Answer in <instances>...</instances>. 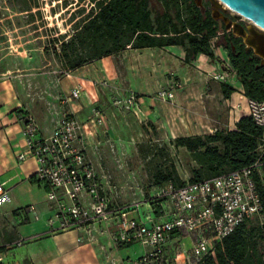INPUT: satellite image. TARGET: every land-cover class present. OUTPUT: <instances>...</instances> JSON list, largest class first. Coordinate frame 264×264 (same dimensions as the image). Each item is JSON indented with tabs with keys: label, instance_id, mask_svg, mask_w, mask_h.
<instances>
[{
	"label": "rangeland",
	"instance_id": "374dc122",
	"mask_svg": "<svg viewBox=\"0 0 264 264\" xmlns=\"http://www.w3.org/2000/svg\"><path fill=\"white\" fill-rule=\"evenodd\" d=\"M92 4L93 0H0V81L9 84L23 103L14 112L23 108L29 110L45 129H52L55 121L70 110V103H62V98L73 84L72 79L64 75V68L49 41L60 35L67 39L74 32V22L87 14ZM223 6L227 17L238 15ZM240 22L264 33L263 28L247 17ZM59 44H56L57 49ZM182 52L178 46H127L102 58L105 65L97 63L98 60L93 61L90 63L93 64L91 72L82 75L85 78H102L107 82L98 85L96 108L105 113L114 139L113 151L106 148L104 165L121 186L120 203L142 198L156 188L151 174L156 166L164 167L172 163L183 181L189 179V168L195 162L190 159L187 163V151L172 145L175 137L235 129L238 119L246 115L244 99L238 89L230 98H224L221 81L211 77L214 71L202 70L191 64L187 66L181 57ZM216 52L226 56L219 50ZM176 83L180 87L176 88L173 101L162 102L156 98L158 89ZM232 86L238 87L239 83ZM128 89L143 97L145 112L156 110L153 119L149 117L146 123L140 122L131 113L111 106V96L117 92L124 94ZM79 102L83 107L79 118L85 119L90 114V105L87 100ZM237 103H241L240 106L233 107ZM140 146L153 148L154 153L168 152L169 155L159 160H154L152 155L143 158ZM36 197L42 199L43 193L39 190ZM3 204L4 201L0 200V239L16 234L15 225L9 222ZM144 209L142 207L141 212ZM49 211H53L50 203H43L39 218L46 220ZM256 220L264 222V213ZM106 242V238L99 239L101 245H107ZM47 251L51 252L50 249ZM121 252L122 258L130 263L142 255L143 250L136 242L122 248ZM259 252L264 260V240L260 242ZM27 262L25 260L24 264ZM36 264H107V259L100 251L65 237L59 253L51 254Z\"/></svg>",
	"mask_w": 264,
	"mask_h": 264
},
{
	"label": "built area",
	"instance_id": "2783aa9c",
	"mask_svg": "<svg viewBox=\"0 0 264 264\" xmlns=\"http://www.w3.org/2000/svg\"><path fill=\"white\" fill-rule=\"evenodd\" d=\"M244 18L240 16V20ZM215 40H211L212 47ZM63 73L68 78L73 76L71 70ZM211 77L230 85L237 83L235 74L226 70L214 71ZM105 83L102 78L78 79L62 98V103L86 99L90 114L85 119L70 109L45 134L32 113L22 118L24 148L16 158L18 161L34 159V175L44 187L53 211L43 233L1 243L0 264L10 248L43 234L65 231L77 232L79 243H99L102 237L113 247L137 242L143 253L131 264H201L206 256L214 255L215 244L232 233L239 223L264 213L259 189V184L264 189V133L259 159L251 165L198 181H186L180 186L168 181L142 198L120 203L121 186L104 165L106 148L113 151L114 139L105 113L96 108L98 85ZM178 87L179 83L161 87L156 98L162 102L173 101ZM241 95L244 96L242 92ZM243 99L246 115L264 130V100L245 96ZM110 104L118 111L131 113L140 122L146 123L149 119L141 98L132 89L112 95ZM7 197L8 190L0 181V200ZM142 207L145 209L141 212ZM25 210L35 213L32 205ZM260 224L264 222L261 220ZM100 247L104 249V245ZM109 264L126 262L109 258Z\"/></svg>",
	"mask_w": 264,
	"mask_h": 264
},
{
	"label": "trees",
	"instance_id": "16d2710c",
	"mask_svg": "<svg viewBox=\"0 0 264 264\" xmlns=\"http://www.w3.org/2000/svg\"><path fill=\"white\" fill-rule=\"evenodd\" d=\"M215 38L212 47L211 40ZM58 42L59 49L56 48ZM49 43L63 70L71 71L127 46H178L183 51L184 63L191 64L198 54H204L217 61L223 70L235 74L246 98L264 100V61L246 46L242 37L228 31L221 19L213 17L210 0L200 4L196 0H93L88 13L74 22V32L67 39L60 35ZM216 46L227 51L228 65L216 55ZM220 89L223 97L228 99L237 87L221 82ZM28 112L17 110L22 118ZM263 133V128L250 115H242L235 129L177 136L171 143L175 148L182 147L187 151V163L190 159L195 162L189 168L187 181H198L256 162ZM139 151L143 158L152 155L154 160L169 155L168 152L154 153L153 148L143 146ZM151 174L157 185L168 181L175 186L185 183L172 163L156 166ZM30 181L41 185L34 174ZM259 189L264 201V189L260 184ZM262 240L264 224L256 218L246 219L216 243L214 255L206 256L201 264H264L259 252Z\"/></svg>",
	"mask_w": 264,
	"mask_h": 264
},
{
	"label": "crops",
	"instance_id": "0c3cea01",
	"mask_svg": "<svg viewBox=\"0 0 264 264\" xmlns=\"http://www.w3.org/2000/svg\"><path fill=\"white\" fill-rule=\"evenodd\" d=\"M218 50L226 56L224 57L222 54H218L216 52ZM216 51V55L227 64V51L220 47H218ZM181 57L183 59V56ZM98 62L105 65L104 59L98 60L97 63ZM91 65L87 64L73 71L72 81L74 82L78 79L98 80V78L95 77L85 78L82 76L87 72H91ZM186 65L188 66L190 64ZM191 65L206 71L223 70L217 61L210 60L204 54H198ZM237 89L240 96L243 98L244 96L241 95L242 87L240 84ZM79 101L70 103V109L76 110L77 115L83 110L81 102L86 105L84 101ZM141 101L144 103L143 97ZM22 104L21 100L16 97L15 92L11 89V86L9 84L7 85L5 81H0V181L3 182L4 187L8 190V197L1 200L4 201L3 209L8 220L15 225L14 229L16 231L14 237L0 239V244L10 242L18 237L41 234L48 228L47 219L49 217L45 220L40 219L38 215L42 209V204L48 202L45 197L44 187L30 181V176L35 173L36 163L33 158H27L24 161H18L16 158V154L24 148V145L21 137L22 114L14 112V109L22 107ZM155 112V109H150V111L145 113L150 119H153ZM41 128L42 132L45 134H49L52 130L45 129L42 126ZM39 190L43 193L42 199L36 197ZM30 205L34 207L35 213L25 210V207ZM14 210L17 211L15 215L13 213ZM35 214L38 216L37 219L35 218ZM51 214L52 212H50V215ZM77 235L75 231L40 235L39 237L25 242L19 247H12L7 250L5 260L2 264H24L25 260H28V262L30 261L31 263L29 264L39 263L49 258L51 254L59 253L62 248V241L65 237L76 244L90 246L92 250L96 249L100 251L107 259V264H109V258L124 259L122 258V248L130 246L113 247L106 242L107 245H104V249H101L100 243H79L77 241ZM102 238L105 239V237ZM25 244L27 245L24 247ZM48 249H50L51 252H48ZM28 262L26 264H28ZM125 262L126 264H131V262Z\"/></svg>",
	"mask_w": 264,
	"mask_h": 264
},
{
	"label": "water",
	"instance_id": "95a60500",
	"mask_svg": "<svg viewBox=\"0 0 264 264\" xmlns=\"http://www.w3.org/2000/svg\"><path fill=\"white\" fill-rule=\"evenodd\" d=\"M210 2L214 9L213 17L221 18L227 29H233L236 34L242 36L246 46L252 48L264 61V33L251 25L244 27L239 23L240 16L243 15L264 29V0H210ZM223 5L237 12L238 15H232L231 20L224 15L226 11Z\"/></svg>",
	"mask_w": 264,
	"mask_h": 264
},
{
	"label": "flooded vegetation",
	"instance_id": "af4514ba",
	"mask_svg": "<svg viewBox=\"0 0 264 264\" xmlns=\"http://www.w3.org/2000/svg\"><path fill=\"white\" fill-rule=\"evenodd\" d=\"M224 14H226V13H224ZM230 18V17H229ZM219 19H221V18H219ZM231 20H232V17L230 18ZM222 20V19H221ZM223 21V20H222ZM223 23H224V21H223ZM239 23H241L240 21H239ZM224 25H225V23H224ZM244 27H246V26H244ZM228 31H231L232 33H234L236 36H240V35H238V34H236L234 31H233V29H227ZM240 37H242V36H240ZM242 39H243V37H242ZM243 41H244V39H243Z\"/></svg>",
	"mask_w": 264,
	"mask_h": 264
}]
</instances>
